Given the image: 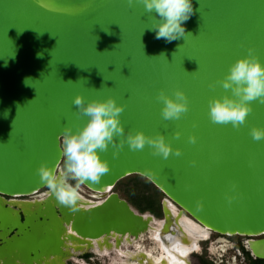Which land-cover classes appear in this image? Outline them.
I'll use <instances>...</instances> for the list:
<instances>
[{"label":"water","instance_id":"95a60500","mask_svg":"<svg viewBox=\"0 0 264 264\" xmlns=\"http://www.w3.org/2000/svg\"><path fill=\"white\" fill-rule=\"evenodd\" d=\"M192 3L187 33L166 42L150 30L157 19L142 0L133 5L128 0H0V234L5 241L0 264L81 254L72 248L63 252L61 234L69 229L85 240L114 231L128 235L122 241L129 243L146 233L155 241L151 224L162 221L156 250L159 242L169 248L178 239L187 243L172 205L180 219L188 217L225 240L250 237L245 248L264 259V237L256 238L264 235V138L251 134L264 127V103L251 101L252 111L239 127L214 123L208 115L209 100L231 91L219 82L232 63L249 48L264 61V0ZM176 89L187 93L189 110L179 119H165L157 97L161 90L171 95ZM78 94L85 102L114 97L124 105L119 114L124 134L101 153L109 171L99 182L82 184L100 193L101 202L73 210L47 195L31 209L6 206L4 196H29L47 187L37 172L42 162L62 165L60 134L88 120L73 103ZM137 131L164 135L172 153L165 158L147 144L130 148L126 137ZM133 174L162 192V217L141 212L115 189ZM122 241L109 250L119 249Z\"/></svg>","mask_w":264,"mask_h":264},{"label":"clouds","instance_id":"9594fccd","mask_svg":"<svg viewBox=\"0 0 264 264\" xmlns=\"http://www.w3.org/2000/svg\"><path fill=\"white\" fill-rule=\"evenodd\" d=\"M135 2L128 0L129 5ZM142 3L146 11L155 13L157 23L150 30L155 32L157 39L164 38L166 42H171L185 36V22L193 13L192 0H142ZM42 54L38 53V56ZM219 83L225 90L231 91L209 100L208 115L214 123H231L233 127H239L252 111L251 101L264 103V61L255 54L254 49L249 48L247 55L230 65ZM157 99L163 102L161 111L165 119H179L189 110V98L182 89H176L171 95L161 90ZM73 103L82 114L88 116L87 122L77 130L66 126L60 134L62 166L53 167L42 162L37 172L49 190L47 194L54 196L59 204L75 210L82 199L81 185L99 182L110 169L109 161L101 153L110 144L115 147L114 138L124 134L119 115L124 105L114 97L85 102L82 94H78ZM4 113L6 117L8 111ZM251 134L256 140L264 138V127L253 128ZM189 139L193 143L196 140L194 136ZM126 142L132 149L150 145L156 154H162L165 158L173 151L172 145L162 134L153 137L143 131L129 132ZM176 155H180L179 150H176Z\"/></svg>","mask_w":264,"mask_h":264},{"label":"bare ground","instance_id":"6f19581e","mask_svg":"<svg viewBox=\"0 0 264 264\" xmlns=\"http://www.w3.org/2000/svg\"><path fill=\"white\" fill-rule=\"evenodd\" d=\"M48 191L46 193H48ZM47 195L50 196L51 201H52V199L53 200L55 199L54 196H52L50 194H47ZM92 195H95L97 198L96 197L95 198L88 197V196H85L84 194L81 193L82 199L78 202V206H80L81 208L82 207H88V206H92V205H95V204L101 202L102 196L100 193H97L94 191V193ZM37 201H39V200H37ZM17 203L24 206L26 209H29L32 206L35 207V204H37L38 202L31 203V202H28L25 200H23V201L19 200ZM170 208L172 209L173 213L176 214L175 217H176V220H178L177 226L180 223V226L184 229V235L182 234L181 238L184 237L183 239L186 240L187 243H183L180 239H178V242L172 244L169 248V247L162 246L159 242L158 244L161 246V249H159V254H156V255L153 254L152 250H150V251L149 250H141V252L138 251L137 253H133L132 251H128V250L124 251V250L119 249L120 252H122V253L125 252V254L128 258L123 264H188L187 263L188 253L192 249L197 248L199 240L204 238V237H207L209 235L210 231L208 229H206L205 227L198 225L197 223H195L193 220H191L188 217L184 218L185 220L182 218L180 219L177 216L178 211H177L176 207H174L172 205ZM161 225H162V221H160V224L158 226L151 224V226L155 228L153 235L156 239L159 238L158 233L160 232ZM70 233L75 234V231H73L72 229H69L68 232H65V230H64L63 233L61 234V237L63 239L62 240L63 249H64L63 252L64 251H68V252L72 251L71 248L74 250H77V252H78L79 250L83 251L84 249L92 247V249H94L95 252L103 255V253L108 254L110 251L109 247L115 245L123 237H125L126 240L128 239V235L122 236L120 234L115 233L114 231L110 235H107L103 238H99L98 240L93 239L94 241L93 240H85L83 238H79L78 236L73 237ZM172 237H174V235H172ZM185 237H186V239H185ZM187 237H188V239H187ZM111 238H113V240H111ZM100 248H104L105 250L102 252V251H100ZM164 261H166V262H164ZM19 262L20 261L18 260L17 263H19ZM65 262H66L65 257H63L61 254H58V255L43 257V258L39 259V261L36 263H38V264L39 263L40 264L41 263L42 264H65ZM0 263H1V260H0Z\"/></svg>","mask_w":264,"mask_h":264},{"label":"flooded vegetation","instance_id":"af4514ba","mask_svg":"<svg viewBox=\"0 0 264 264\" xmlns=\"http://www.w3.org/2000/svg\"><path fill=\"white\" fill-rule=\"evenodd\" d=\"M89 190V189H88ZM48 191V188L45 187V188H42L39 192H37L36 194H33V195H29V196H22V197H13V196H4L5 197V200H6V206H11L12 209H17L16 206H15V203H17L19 200L23 201H28V202H31V203H35V202H38L37 200L39 201H43L44 198H46L47 196V192ZM91 191L89 190V194ZM94 192L92 191V194ZM86 196V195H85ZM92 198H95L96 196L93 195V196H90ZM97 198V197H96ZM126 198V197H125ZM19 204V203H17ZM33 208L30 207L29 209ZM155 215V214H154ZM11 216H14V212H12ZM156 216V215H155ZM157 217H162L161 216H157ZM16 232V229H13L9 234L8 236H11L12 234H14ZM0 233H1V229H0ZM211 233V232H210ZM210 233L207 237H204V238H208L206 240H203L198 242V247L197 248H194L192 249L188 255L190 254H195V255H198L199 258H201L203 264H230L224 257V254H219V255H215L212 250L216 251L219 250L220 252H223L225 251V249H227V246L228 248H235L237 250V256H240L242 257L243 261L244 262H247V263H250V264H264V259H258V258H254L250 252L245 248L244 246V243L245 241L250 238V237H245V236H239V239L237 242H227L228 240H225L224 238H222L219 234L215 233L216 235L213 237L212 240H209L211 238L210 236ZM256 237V236H255ZM258 237H264V235H260V236H257L256 238ZM254 238V237H253ZM209 240V241H208ZM94 241V240H93ZM92 241V242H93ZM206 241V245L202 247L201 243ZM211 242V244H210ZM3 243H5V241L2 239L1 237V234H0V246L3 245ZM215 243L216 246L215 248H212V244ZM230 243H232L230 245ZM222 244H223V247H222ZM116 245V244H115ZM230 245V246H229ZM199 248V249H198ZM225 248V249H224ZM87 249H91L93 250L94 252H91V251H85V252H82V250H79L78 252H80L81 254L75 256V258L73 257H70L66 260L65 264H69L70 263V259H74V261L76 263H79V264H100L99 262V256H101V254H97L95 253V250L92 249V247H89ZM197 249V250H196ZM72 250V249H71ZM74 250V249H73ZM85 250V249H84ZM105 249L104 248H100V251H104ZM153 251V250H152ZM141 252V251H140ZM154 252V251H153ZM156 252H158V250H156ZM135 253V252H133ZM137 253V252H136ZM104 255V253H103ZM187 255V256H188ZM203 255H205V257H202ZM262 260V261H260ZM187 263H188V260H187ZM42 264V263H41ZM189 264V263H188ZM192 264V262H191Z\"/></svg>","mask_w":264,"mask_h":264},{"label":"rangeland","instance_id":"374dc122","mask_svg":"<svg viewBox=\"0 0 264 264\" xmlns=\"http://www.w3.org/2000/svg\"><path fill=\"white\" fill-rule=\"evenodd\" d=\"M62 164H63V161H62ZM72 182L75 183V181H72ZM115 189L117 190L116 186H115ZM80 192L82 194L88 196V197L93 196L92 191L90 192L91 194L88 195L89 190L83 185H81ZM185 218H187V217H185ZM149 235L150 234L146 233V234L140 236L139 238L134 239L131 243H129L127 241H122V240H126V238L123 237L121 239L122 242L119 246V249L124 250V251L128 250V251H132L135 253L138 251H141V250H149V251L153 250L154 251L153 254H155V255L159 254V249H158V252H156V245H155L156 238L154 237V239H155V241H154L153 239H151L149 237ZM215 235H216L215 232H213V233L211 232L210 233L211 238L209 240H212ZM239 236L240 235L226 236V240H228L227 242H229V240H230V242H237L239 239ZM111 240H113V238H111ZM210 244H211V242H210ZM231 244L232 243H230V245ZM157 245H159V244H157ZM201 245H202V247L205 246L206 241L202 242ZM212 245H213L212 248H215L216 244L213 243ZM222 247H223V244H222ZM119 249L116 250V248H113V249H111L112 251L110 250L108 254H104V255L99 256L98 258H99L100 264H123L128 258L126 256L125 252L122 253V252H120ZM212 252L215 255L224 254L225 259L230 264H250V263L244 262L242 257L237 256L238 252L235 248H228V246H227V249H225V251H223V252H220L217 249H216V251L212 250ZM202 257H205V255H203ZM73 258H75V257H73ZM187 260H188L189 264H191V262H192V264H203L201 258H199L198 255H195V254H191V255L189 254L187 256ZM69 264H79V263H76L74 261V259H70Z\"/></svg>","mask_w":264,"mask_h":264},{"label":"trees","instance_id":"16d2710c","mask_svg":"<svg viewBox=\"0 0 264 264\" xmlns=\"http://www.w3.org/2000/svg\"><path fill=\"white\" fill-rule=\"evenodd\" d=\"M116 188L141 212L150 211L156 216L162 215L163 194L145 177L138 174L127 176L116 183Z\"/></svg>","mask_w":264,"mask_h":264}]
</instances>
